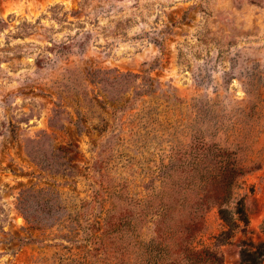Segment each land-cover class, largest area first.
<instances>
[{
    "label": "rangeland",
    "instance_id": "obj_1",
    "mask_svg": "<svg viewBox=\"0 0 264 264\" xmlns=\"http://www.w3.org/2000/svg\"><path fill=\"white\" fill-rule=\"evenodd\" d=\"M196 142L248 168L250 226L212 208L193 246L248 264L264 243V0H0V264H116L105 220Z\"/></svg>",
    "mask_w": 264,
    "mask_h": 264
},
{
    "label": "trees",
    "instance_id": "obj_2",
    "mask_svg": "<svg viewBox=\"0 0 264 264\" xmlns=\"http://www.w3.org/2000/svg\"><path fill=\"white\" fill-rule=\"evenodd\" d=\"M162 170L161 190L146 200L132 199L127 217H117L114 208L105 220L104 227L110 229L116 249V264L126 263L125 255L119 256L122 244L137 249L130 256L133 264H224L220 251L193 245L206 230L207 213L215 207L224 220L230 212L249 228L244 203L235 197L236 185L248 174V168L240 164L235 151L196 142L184 154L171 158ZM175 177L178 183L170 187ZM23 201L20 199V205ZM145 223L153 225V235L140 240ZM96 225L103 230L101 223ZM94 232L90 236L94 250L104 251ZM241 257L248 264H259L264 258V243L256 254L244 250Z\"/></svg>",
    "mask_w": 264,
    "mask_h": 264
}]
</instances>
